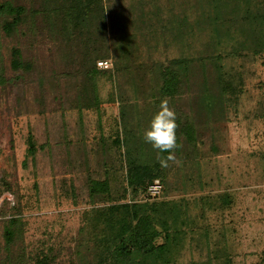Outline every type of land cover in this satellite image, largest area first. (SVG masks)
<instances>
[{
    "label": "rangeland",
    "instance_id": "1",
    "mask_svg": "<svg viewBox=\"0 0 264 264\" xmlns=\"http://www.w3.org/2000/svg\"><path fill=\"white\" fill-rule=\"evenodd\" d=\"M105 2L108 39L98 54L109 58L98 60L108 67L95 61L105 74L94 69L88 76L65 61L51 44L56 38L32 45L2 38L5 58L16 41L36 68L26 83L0 88V171L20 196L24 223L21 239L7 249L0 230V264H31L44 244L55 251L53 264L96 262L100 249L82 215L107 201L89 198V185L107 182L120 194L125 183L117 175L124 176L127 158L158 162L143 133L162 100L176 113L177 147L159 155L175 161L158 162L165 194L135 199L164 201L153 215L160 232L154 244H167L154 264H264V43L254 52L252 15L236 0ZM171 58L189 63L172 65ZM164 67L165 85L178 83L169 89L175 94L159 92L155 74ZM218 74L236 85L234 96L220 92ZM181 125L190 126L186 134ZM27 133L36 145L33 161L25 158ZM121 196L113 203L130 200Z\"/></svg>",
    "mask_w": 264,
    "mask_h": 264
},
{
    "label": "trees",
    "instance_id": "2",
    "mask_svg": "<svg viewBox=\"0 0 264 264\" xmlns=\"http://www.w3.org/2000/svg\"><path fill=\"white\" fill-rule=\"evenodd\" d=\"M235 4L239 9L243 6L247 15H252L254 30H259V38L256 39L258 48L254 52L262 51L263 46L260 44L264 43V0H252V6L250 0H236ZM107 6L105 0H0V88L18 80H21V84L26 83L24 77L36 68L34 59L24 57L16 41L7 47L5 58L2 52V38L13 40L23 38L29 45L36 40L46 38L50 41L51 38H56L57 42L51 44L58 48L57 51L63 55L65 61H74L80 68L85 67L83 72L90 76V72L96 69V60L109 58L106 54H98L108 39L105 19L110 7ZM246 14L241 15L243 21ZM228 53L234 54L233 51ZM168 62L172 65L189 63L186 59L176 58L168 59ZM112 65L114 68L113 59ZM137 67L143 69L142 65ZM216 68L219 69L218 66ZM96 70L99 74L106 73V69ZM165 71L167 70L164 67L155 74V79H159L161 84L159 92L162 95L175 94L176 89H169L177 87L178 83L172 82L170 86H166ZM221 76L222 74H218L215 78L220 92L234 96L237 91L236 85L222 79ZM37 99L41 103L43 98ZM88 101L85 104L96 103L94 99L90 103ZM189 127L181 125L178 131L186 134ZM112 140L117 141L116 137ZM35 152L33 135L27 133L25 158L32 160ZM261 158L264 164V151L261 152ZM106 161L103 165L105 169L107 166L110 168ZM22 162L24 164V161ZM125 162L124 176L122 174L117 176L125 183V188L120 194L122 198L127 194L130 197L128 202L113 203V199L120 194L113 191L114 186L109 188L107 182L99 185L93 180L87 190L89 198L100 196L105 197L107 201L102 206L88 209L82 215V219L87 222L90 238L100 249L93 264H154L157 259L162 258H159V255L167 244V242L154 244L160 232L154 227L153 215L163 211L164 201L156 199L157 197L143 202L135 200L138 194H144L146 185L153 179H158L161 184L159 194L161 196L165 194L164 177L159 173V163L151 160L152 164H149L146 160V164H140L137 158L131 156ZM107 171L110 176L115 175L110 169ZM0 172V230L5 243L4 248L7 249L11 240L21 239L24 223L20 218V207L17 205L20 196L14 194L10 188L6 179L8 172L6 170ZM32 184L35 185L34 182ZM162 229L163 236L168 238L165 227L162 226ZM54 253L51 245L44 244L30 255L31 264H53ZM132 259H135V263Z\"/></svg>",
    "mask_w": 264,
    "mask_h": 264
},
{
    "label": "clouds",
    "instance_id": "3",
    "mask_svg": "<svg viewBox=\"0 0 264 264\" xmlns=\"http://www.w3.org/2000/svg\"><path fill=\"white\" fill-rule=\"evenodd\" d=\"M176 113L169 107L167 100H162L159 110L150 121V127L143 133V140L157 150V159L161 167H168L170 160L175 161L174 155L167 157L160 153H172L177 147Z\"/></svg>",
    "mask_w": 264,
    "mask_h": 264
},
{
    "label": "built area",
    "instance_id": "4",
    "mask_svg": "<svg viewBox=\"0 0 264 264\" xmlns=\"http://www.w3.org/2000/svg\"><path fill=\"white\" fill-rule=\"evenodd\" d=\"M97 66L101 68H107L108 63L106 60H98ZM161 190V184L158 179H153L151 182H149L145 187V195L147 197H155L159 194Z\"/></svg>",
    "mask_w": 264,
    "mask_h": 264
}]
</instances>
